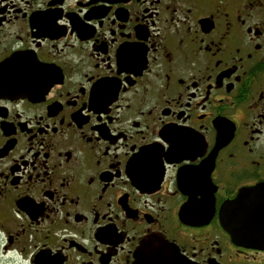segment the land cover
Returning <instances> with one entry per match:
<instances>
[{
  "label": "flooded vegetation",
  "instance_id": "af4514ba",
  "mask_svg": "<svg viewBox=\"0 0 264 264\" xmlns=\"http://www.w3.org/2000/svg\"><path fill=\"white\" fill-rule=\"evenodd\" d=\"M261 182L264 0H0V264H264Z\"/></svg>",
  "mask_w": 264,
  "mask_h": 264
},
{
  "label": "water",
  "instance_id": "95a60500",
  "mask_svg": "<svg viewBox=\"0 0 264 264\" xmlns=\"http://www.w3.org/2000/svg\"><path fill=\"white\" fill-rule=\"evenodd\" d=\"M219 218L222 228L235 244L264 248V182L240 189L234 198L222 206ZM176 252V247L163 237L156 236L142 242L136 251V257L138 259L141 253Z\"/></svg>",
  "mask_w": 264,
  "mask_h": 264
}]
</instances>
